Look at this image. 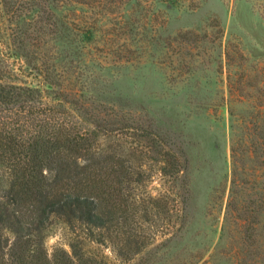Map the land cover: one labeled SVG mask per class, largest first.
Segmentation results:
<instances>
[{
	"label": "trees",
	"instance_id": "obj_1",
	"mask_svg": "<svg viewBox=\"0 0 264 264\" xmlns=\"http://www.w3.org/2000/svg\"><path fill=\"white\" fill-rule=\"evenodd\" d=\"M129 2L0 0V264H114L105 249L123 264H148L195 247L181 234L188 225L186 162L175 151L164 154L158 161L169 188L157 197L139 194L144 159L149 151L162 155L164 144L146 130L129 146L122 133L129 121L103 115L113 103L102 96L108 83L97 77L95 56L84 55L99 43L112 48L98 24L121 7L127 13ZM256 101L230 98L252 109L239 119L231 109L222 237L233 225L244 238L240 251L259 237L264 259V100ZM56 221L70 232L69 250L49 252Z\"/></svg>",
	"mask_w": 264,
	"mask_h": 264
},
{
	"label": "rangeland",
	"instance_id": "obj_2",
	"mask_svg": "<svg viewBox=\"0 0 264 264\" xmlns=\"http://www.w3.org/2000/svg\"><path fill=\"white\" fill-rule=\"evenodd\" d=\"M140 1L131 0L124 15L121 7L102 17L97 28L110 35L112 48L99 43L84 55L95 56L97 77L108 83L102 96L114 105L103 107V115L129 121L131 129L122 132L129 146L136 147L133 138L147 131L164 144L162 155L149 151L144 159L146 180L139 194L157 197L169 188L160 172L164 154L175 151L186 162L188 225L181 234L195 247L187 245L183 254L167 251L148 264H262L259 237L246 240L240 251V231L229 225L222 234L231 176V109L236 119L252 109L231 104L230 98L264 100V0ZM240 121H234L236 128ZM170 215L177 223L178 212ZM70 238L68 228L56 221L49 252L69 250ZM105 252L114 264H123L110 249Z\"/></svg>",
	"mask_w": 264,
	"mask_h": 264
}]
</instances>
